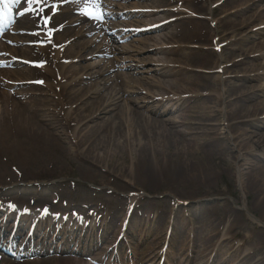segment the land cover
Instances as JSON below:
<instances>
[{"label": "bare ground", "instance_id": "6f19581e", "mask_svg": "<svg viewBox=\"0 0 264 264\" xmlns=\"http://www.w3.org/2000/svg\"><path fill=\"white\" fill-rule=\"evenodd\" d=\"M41 1L42 0H39L40 4ZM63 1L66 0L49 1L50 3L57 2V4L55 8L51 7V9L46 10L45 14L49 17L51 14L57 15L65 12L67 15L71 10H75L80 14L82 11V6H86L83 2L75 3L74 0H68V5L64 6L62 5ZM121 1L126 2L128 0ZM159 1L157 4H153L152 7H147L148 9H151L150 12L145 13L148 14L147 17L150 18L148 24L137 22V24L142 25L135 26V28L141 29L142 32L136 34L132 31V29L130 30V33H132L133 36L141 37L140 40H134V43L137 44L136 46L128 43L130 36L126 35V32H124L123 29L117 28L113 21L117 19V16L120 15L124 20L128 17H133V15H135L133 11L126 12L125 10L126 8H129L130 10L138 9L140 8L138 6H121V9H119L121 11L117 15L115 12L110 10L112 7L110 0H99L100 11L104 14L102 24L94 22L90 18L85 19L84 16L79 17L80 15L72 18L68 22L67 18H64L63 20L59 19L60 22L58 23L53 22L54 24L50 25V28H53V30L60 28V26L63 24L66 26L74 25L76 27L82 22H85L84 26H82L80 30L77 29L73 36L76 38L89 37L91 39H89V41H87L85 44L73 40L76 45L72 57L68 59L65 58L64 52L60 53L59 49L50 54L48 52V46L45 48V46H40V44H38V39L45 41H48V39H43V36L41 37L36 34V28H38L36 15H26L18 19V23L21 22V20L24 21L22 26L11 28L8 33L10 32L9 34H12L10 36H6V39H3L0 42V98L2 97V99L7 100L6 90L12 91V95L11 97L9 96V99L18 98L21 100V97H23V95L20 94L16 88L23 80L29 81L30 79H25L26 72L24 74L22 70L13 71L9 68L14 65H28L30 63H35L39 66V70L50 73L54 72L53 70H55V68H58L54 75L55 77L59 76L61 80L58 79L59 82L56 81L53 83V85L49 86L45 83L46 81L43 83V85H45L50 92V95H48L50 98L48 99L47 95H44L43 93L35 94L36 92H40L36 89L31 91L35 93H28V96L36 95L39 98H44L43 100H37L40 104L45 102L44 105H36L33 108V111L39 114L38 119H42L41 121H33L32 118L26 115L21 110L22 103L11 106L12 110L18 112H16L13 120H3L1 123L2 127L7 129L4 131L5 139H10L7 135L8 133L10 134L8 129L15 132L19 131L22 134L21 138L23 141L20 142L21 145H14L20 147L21 149H25L28 146L26 145L27 143L37 141L38 138H44L46 141H49L54 147H56L57 145H60V143L63 141L62 137L65 136L72 146L76 148L74 153L75 156L79 159L82 165H84L89 170L99 168V159L102 156L101 154L98 156L93 155L99 148H104L102 151H105L115 150L120 147L122 150L124 149L127 152H130L133 148L148 147L152 155L157 157L162 154L163 150H168L166 144L168 140H172L174 156L179 158L181 167L188 170L189 175H187L185 179H204L205 181H209L211 174L204 175L201 173V170L207 169L205 166L206 159L204 156L213 157L214 155V153L212 154L210 151V147L214 141H219V145L214 146V148L217 149L216 151H230L228 145L227 147L223 146V143L220 140L221 138L211 140L209 139L210 136L217 134V127H219L218 131L224 130L223 135L226 136L225 139H228V141H230L233 136V131L240 123L251 125L252 127L260 129V131L264 128V102L261 104H255L253 107H247L241 111H239L237 108V106L240 107L239 104L254 100L259 94L264 95V41L256 47H252L248 50L244 49L242 55L237 56L238 60H233L232 62V66L235 67L236 64H242L244 59L249 61L253 58H258L261 61L258 66H248L244 70L241 69L238 72H229L228 70H224L222 72L221 69L225 68V66H223V58L221 53L217 54L218 66L215 70L217 76L214 78L212 76V82L208 79L206 80L201 72L195 73L194 75L192 74L190 77H185L183 81L177 78V80H172L173 76L177 75L178 72L162 67L167 63H161V61H159L157 62V65H154L156 67H149L148 60L143 57H139V55L145 50H151L149 47V42L151 40L147 37H149L150 34L164 32L170 25V22L174 21L171 18L172 16H167L161 21L155 20L156 17L163 12H182L185 10L179 4L181 3V0ZM253 1L255 3V1L262 2L264 0ZM246 6H248V2L245 3V8ZM19 12H17V14ZM263 12L264 4L261 6V13ZM47 16L46 18H48ZM202 18L204 19L203 16ZM105 19L111 22H106ZM175 20H177V18H175ZM149 26H154L155 29L153 31L147 32V30L144 28ZM131 27L132 26H124V28ZM252 27L253 28L250 29L247 34L242 35L239 40L250 41L256 37L264 35V20L252 25ZM210 28L213 32V42H211L212 46L217 47L219 43V38L217 36L218 27L211 23ZM100 34L104 35L106 40L101 39L98 41L97 39L101 37ZM69 40L70 39H66V37L60 36L56 38V42L58 44L64 45L67 44ZM32 42H36V45H31L30 43ZM94 43L96 45L95 48L88 52L87 48L91 47ZM166 43L169 45L178 43L177 37H174L173 31L170 33L169 37H167ZM116 44H118V46ZM228 49L233 50L232 47H229ZM153 50L154 49L151 51ZM154 52L157 53L156 50ZM43 54L47 55L49 58L50 54V61L49 59H38L36 57L37 55H41V58L47 57ZM63 59H67L65 64L62 63ZM182 60H186V58L184 57ZM80 63L87 64L85 66H80ZM177 63L181 62H173V64L170 66L173 65L176 67L175 64ZM96 69L98 70L96 71ZM113 72H116V74L110 75ZM131 73H135L136 75H132ZM137 75H153L158 77L160 81L157 82L155 87L156 91L163 92L161 99L153 102L148 101V99L153 98L151 96V93H153L152 89H146L144 92V96H146L147 101H139L134 97L127 99V97L134 96L139 92L140 87H138L136 83ZM114 76H118V79H114ZM198 77H200V80H197ZM38 79L31 80L34 81ZM118 80H120V83L117 82ZM181 81L182 83L180 84ZM253 81L258 83V85L252 86L250 83ZM52 82L53 79L49 81L51 84ZM209 82H211L212 86ZM229 89L233 91V95L230 99H228L230 97ZM100 91H104L106 95L101 98L99 102L94 100L93 102L89 103V107L83 108L84 103L87 100H93ZM121 102L124 104L121 105ZM128 104L135 105L137 111L136 113H138L143 118L142 124L146 128L151 126L156 128L157 121L153 120L151 115L160 114L159 112L164 111L177 116L174 117L175 120L173 121H165L168 123L164 124L170 126L171 128L165 130L162 124V126L156 130L157 132L155 135L149 136L146 133L143 134L142 132L141 134L133 130L135 127L130 116L127 114L130 112L129 108L124 107ZM186 105L188 110H185L184 113H189L190 117L189 121L185 122L183 120L184 118L177 113ZM117 108H120L121 112L127 114L125 118L123 117L125 119L123 122V128H125V130L120 133L113 131L114 123H112L111 120L115 119L113 112H115ZM131 113L133 112L131 111L130 114ZM105 117L107 118L105 121L100 122V124H98L99 126H90L97 119H104ZM102 123L106 125L108 124L109 128H111L104 132L103 135H106L105 137L100 134L102 131V128L100 127ZM58 126L61 127L60 134H56ZM68 128H71L69 129L70 132H67ZM102 136L104 138L101 140ZM141 136L142 139L140 138ZM198 138L204 144L199 145L197 142ZM96 139L98 140L97 142H95ZM162 140L165 141L163 149L161 146ZM193 141L194 145L190 146V143ZM258 143L261 147L260 151L253 149V146H249L245 150V153L252 156L254 160H245V164L240 167H236L235 165L233 166L235 167L236 182L238 183V186H240L244 176L242 171L246 169L243 168L244 165H250V167L257 164L261 165L259 173L252 174L247 183L245 181V189L255 190L257 196H262L263 200L264 134H260ZM240 145L241 141H238V137L237 139L234 138V143L232 144L231 148L232 150H236L238 154L237 159H242ZM197 157L201 158V163L197 161ZM231 167L232 166L229 165L227 168ZM166 169H169V171H171L173 174L175 172L177 174L181 173L180 167H177L172 156H170L169 161H166ZM121 174L123 173L121 172ZM127 174L128 178L131 179L130 170H128ZM105 183L106 182H104V184ZM17 189L26 193L33 192L38 194H43L47 191L46 186L16 185L11 189L4 190L0 195L9 194L11 191H15ZM108 194L113 195L114 192H109ZM52 199L55 200V197ZM0 200H2L0 202V216L3 217L4 220H10L11 226L13 227L14 225L18 231H20L23 226L27 224L34 225L36 222L38 225L40 223H44L50 226L51 223H53L55 224V227L60 226L61 228H68L69 225L73 226V224L78 223L79 221L82 226L87 224L88 227L98 230L95 232H100L99 238L101 239L103 238L101 232L107 228L106 226L111 225L115 221V217L113 215H108L105 212H103L102 216H100L99 222H95V220L89 221V219L84 221L80 219L75 220L71 215H67L66 213L58 214L56 212L49 211L56 207L54 205L50 207L48 210V215L45 217L44 212L47 210L46 204L49 203L47 200H36L39 203L45 202V205L38 204L36 201L29 202V200L27 203L26 201L23 202L22 200H18L17 202L12 201L11 199L6 201H3V199ZM134 201L135 197L130 198V205H132ZM198 202L199 203L195 205V208L199 209H201V207L207 203L204 201ZM184 205L187 206L185 202L180 201L178 207L183 209ZM40 207L42 208L40 209ZM173 209L174 206L169 208L170 214H173ZM62 210L64 212L67 211L64 208H62ZM164 210L166 209L155 208L153 213L151 210H146L140 212L139 214L132 215V218L138 217L151 222L152 220H156L154 222L155 226L153 228H160V222L162 220L160 214H164ZM202 211L206 212L200 219L199 224L203 225L204 231L202 232L208 237V242L206 241V243L199 245L194 252H191L190 243L188 242L185 244V242L180 240V244L182 245L177 248V252H180L182 256L187 255L185 262H187L188 258H191L192 253L193 256L196 255L197 258H199V260H194V264H209L208 260L213 255V251H221L222 246L218 244V242L224 243L229 240L228 235H230V227L228 226L227 231L225 230V225H222V221L214 217L212 207L203 208ZM252 219H254V217H252ZM162 222L164 223L166 221L162 220ZM167 222L169 223L170 221ZM33 230L34 232H38V229L33 228ZM67 230H69V237L81 232V230L75 231L72 229V227H69ZM158 232L161 233V230L159 229ZM175 232H177V230ZM54 233H56V231ZM172 237H174L173 233ZM177 237H182V235H178ZM192 239L194 242H197L195 235L192 237ZM156 241L157 238L152 240V242L145 243L141 250H138L136 245L128 247L126 259L129 260L124 264H146L147 262L158 264L162 259H164L163 264H168L169 259H171L167 257L170 255L169 251L167 250L164 252L163 249H160L159 254L156 253V250L159 248V245ZM240 242L241 241H236L234 246L242 248L243 245ZM74 246H72V248H78L79 244H77L76 247ZM24 248L25 250L23 252H14L12 255L16 254L23 257L29 255L30 251H33L35 255H39L41 252H43L42 247L32 248L25 246ZM65 248L67 251L70 250L68 249L67 245ZM230 249L233 250V248ZM82 252L83 251L78 252L81 253L80 255H78V253H66V256L38 259L37 261L25 264H119L116 261V258L114 260L112 257L106 259L102 254H97L94 257H90V259H83L79 257L82 256ZM198 261H200V263H197ZM219 261H222V264H240L233 255L220 256ZM0 264L17 263L0 258ZM190 264H193V262H190Z\"/></svg>", "mask_w": 264, "mask_h": 264}, {"label": "rangeland", "instance_id": "374dc122", "mask_svg": "<svg viewBox=\"0 0 264 264\" xmlns=\"http://www.w3.org/2000/svg\"><path fill=\"white\" fill-rule=\"evenodd\" d=\"M158 1L159 0H128L127 2H122L119 0H113L112 3L113 6L152 7L153 4H157ZM246 2H248V6L245 8ZM259 3L261 2L255 1L254 3L253 0H181V3L179 4L185 9L184 11L163 12L155 19L161 21L167 16H172L171 18L174 20L170 22L167 29L160 33V35L157 34L158 36L154 35L148 37L151 40L149 42V47L151 50L156 49L157 54H155V52H150V50H145L139 55V57L147 59L149 67H156L154 65H157V62L159 61H161V63H167L162 67L178 72L177 75L173 76L172 80L179 79L182 81L185 77H190L192 74L194 75L195 73L201 72L206 80L208 79L212 82V76L213 78L217 76L215 71L218 66L217 54L221 53L223 66H225V68L221 69L222 72L224 70L238 72L241 69L244 70L248 66H258L261 63L258 58H253L249 61L244 59L242 64H236L235 67L232 66V62L235 57L242 55L244 49L248 50L252 47H256L264 41V36L256 37L250 41L239 40L242 35L247 34L250 29L253 28L252 25L264 20V14L260 12L261 6ZM128 10L129 8H126L125 11ZM77 15V11L71 10L67 15L66 13H63L60 16H52V22H58L59 19L63 20L64 18H67L68 22L72 18L77 17ZM147 15L148 14H135L128 20L115 19L113 22L117 28L122 27V25L125 24L132 25V28H134V26L142 25L137 24V22L149 23L150 18H148ZM40 17L41 16L39 15L37 17L38 27H41ZM175 18H177V20H175ZM23 22L24 21L18 23L17 26H22L21 24ZM107 22L109 21L107 20ZM211 23L218 27L217 36L219 38V47L212 46L213 32L210 28ZM82 26L83 24L77 25L76 27L74 25H65L60 31V28H58L54 33H58L56 37H66V39L72 40L76 38L73 34L77 29L80 30ZM172 31L174 37H177L178 43L169 45L166 43V40ZM37 32L39 36H42L43 30L41 31V29H37ZM54 33H51L49 36H44L53 38ZM101 39L106 40L104 36L99 37L97 40L100 41ZM140 39L141 37H129L128 43L136 46L137 44L134 43V40ZM76 41L85 44L89 39L82 37L78 38ZM48 42L46 41L41 44L50 46L53 43V49L59 47L53 39L51 40V43ZM116 45L118 46V44ZM66 46L67 49L64 52V55L65 58H70L72 57L75 43H68ZM95 46L94 43L91 47H88V52L93 50ZM229 47H232L233 50H229ZM49 53L52 54L51 51H49ZM36 57L38 59H49V61L51 58L48 56L41 58V55H37ZM184 57L186 60H182ZM107 58L110 59L109 57ZM173 62L181 63L175 64L176 67L173 65L170 66ZM86 64L87 63H81V66ZM20 70H22L24 74L26 72L25 79H30L29 81L23 80L16 88L17 91L23 95V97H21L22 99H9V96L11 97L12 95L11 90H6L7 100L2 99V97L0 98V194L2 191L11 189L16 185L46 186L47 191L43 194L32 192L22 193V191H19L18 189L9 193L7 196L5 194L0 195L1 199L9 197L15 201H26V203L31 198L32 200H29V202L47 200L49 202V205L46 204L48 205L47 207L53 204L56 206L50 211L67 213V215L77 216L75 218L81 219H93L99 221L103 212L108 215H113L115 221L111 225L106 226L107 228L101 232L103 240L98 244L97 250L90 252L89 254H91L90 257L95 256L96 254H102L107 259L109 257V255L107 256L108 252L110 253V251L119 250L118 252L122 254L119 257L120 260L125 256L124 254L127 252L126 246L128 245V247H131L134 244L137 246L138 250H141L145 243L152 242V240L157 238L156 242L158 243L159 248L156 250V253L158 254L160 249L166 251L169 246L165 241L164 235L167 232V229H170L171 226L161 228L164 235L158 233L153 236V239L150 236L156 234L160 228L151 227L148 237L140 236L134 242L133 237L140 234H146L145 232L148 229L141 227L142 225L138 222V218L134 219L132 223L129 222V218L131 216L132 219L133 214H139L142 211L152 210L154 208L169 209L175 206L174 215L180 216L183 214V209L178 208L177 206L180 201H182L187 204V206L184 205V208L189 211L187 214H183L184 224L189 225L190 223H197L198 220L204 216L206 211L203 212V208L212 207V212L216 219H220L223 222L228 221L230 227L229 239L232 240L229 245L233 247L237 240H241L243 244L250 245L252 248L256 249L253 255V260L251 262H244V260L242 261V264H264V199L262 200V196L258 197L255 190L245 189V181L247 183L252 174H258L261 165L257 164L251 167L250 165H244L243 168L246 169L242 171L244 176L240 186H238V183L236 182L235 167L233 166L240 167L245 164V160H254L252 156L245 153V150L249 146H253V149H256L257 151L261 150L258 139L260 134H264V128L260 131V129L252 127L251 125L240 123L233 131L232 138L228 141V139H225L226 136L223 135L224 130L218 131L219 127H217V134L210 136L209 139L221 138L220 140L222 141L223 146L227 147L228 145L230 151H216L217 149H215L214 146L219 145V141H214L210 147V151L212 154L214 153V155L213 157L204 156L207 169L201 170V173L204 175L211 174L209 181H205L204 179H185L189 173L187 169L181 167L179 158L174 156L172 140H168L166 144L168 150H163L162 154L157 157L152 155L148 147L133 148L130 152H127L124 149L122 150L120 147L115 150L105 151H102L104 148H99L93 154L95 156L101 154L102 156L100 159L98 158L100 161L98 165L99 168L89 170L82 165L79 159L75 156L74 153L76 148L72 146L65 136L62 137L63 141L60 145H57L56 147L44 138H38L37 141L27 143L26 145L28 146L25 149H21L14 145H21L20 142L23 141L21 138L22 134L19 131L15 132L8 129L10 134L8 133L7 135L10 139H5L4 131L7 129H4L1 123L3 120H13L16 112H18L11 109L12 105H19L22 103L21 110L32 118L33 121L38 122L42 120L38 119L39 114L35 113L33 108L36 105H44L45 102L40 104L39 101H37L40 99L43 100L44 98H39L36 95L28 96V93H35L31 91L36 89L40 92H36L35 94L43 93L44 95H47L48 99L50 98L48 96L50 95V92L47 87L39 88L40 86H33L32 83L34 81L31 79H44L48 86L53 85L56 81L59 82L58 79L61 80L59 76L55 77L54 75L58 68H55V70H53L54 72L50 73L47 71L44 72L43 70H40L39 72V70L33 65H16L14 67V71ZM97 70L98 69H96V71ZM115 74L116 72H113L110 75ZM131 74L136 75L135 73ZM115 78L118 79V76H114V79ZM51 79H53L52 84L49 83ZM197 80H200V77H198ZM158 81H160V79L156 76L149 77L146 75H137L136 83L137 86L140 87L139 92L134 96L127 97V99L134 97L139 101H147L146 96H144L146 89L153 90V93H151L153 98H151L152 100L148 99V101L153 102L156 101L154 99H161L163 92L156 91L155 87ZM117 82L120 83V80ZM211 82H209L210 85ZM250 84L252 86L258 85L255 81ZM229 95L230 97L228 99L233 95L231 89H229ZM104 96L105 92L100 91L93 100H87L84 103L83 108L89 107V103L94 100L99 102ZM262 102H264V95L259 94L254 100L239 104L240 107L237 106V108L241 111L247 107H253L255 104H261ZM122 104L124 103L121 102V105ZM124 107H128L129 111L133 112L131 114L130 112L127 113L135 127L133 130L141 134L142 132L143 134L146 133L149 136L155 135L157 132L156 130L162 126V124L165 130L171 128L164 123H168L165 122L168 120H175L174 117L177 116L164 111L159 112L160 114L151 115V118L157 121L156 128H154V126L146 128L142 124L143 118L136 113L135 105L128 104ZM184 108L187 109V105ZM127 114L121 112L120 108H117L115 112H113L115 119L111 120L112 123H114V132L120 133L125 130V128H123V122L125 121L124 118ZM106 118L107 117L104 119H97L94 121L95 124L92 123L90 126H97L100 122L105 121ZM100 127L102 128V131L100 132L102 135L105 131L111 129L108 124L106 125L104 123H102ZM60 128L61 127L58 126L56 134H60ZM69 129L71 128H68L67 132H70ZM103 136L101 137V140L106 135ZM237 137L238 141H241L240 153L242 159H237L238 154L236 150H232L231 148L234 143V138L237 139ZM140 138L142 139V136ZM97 141L98 140L96 139L95 142ZM197 142L199 145L204 144L199 138L197 139ZM164 145L165 141L162 140V149L164 148ZM193 145L194 141L190 143V146ZM170 156L173 157L177 167H180V174H177L176 172L173 174L169 169H166V161L170 160ZM197 161L200 162L201 158L197 157ZM229 165L232 167L227 168ZM128 170L131 171V179L128 178ZM121 172L123 174H121ZM104 182L106 183L104 184ZM109 192H114V194L109 195ZM52 197H55L53 204ZM132 197H135V201L130 206V198ZM198 201H204L207 203L201 207V209L195 208V205L199 203ZM37 203L45 205V202ZM63 206H67L66 212L59 209V207L64 208ZM164 216L166 217L167 214H164ZM252 217L256 220L252 219ZM76 225L78 224H75L74 226ZM196 226L202 227L201 224H197ZM122 228L123 233L126 229H128V231L125 232V234H121L120 232ZM83 232V237L84 234H87V238L84 237L83 239L88 241L89 233L91 231ZM122 238L125 242L122 241ZM227 245L225 244V248L219 253L224 252L231 254L226 250ZM169 253L170 255H168V257L171 259H169L168 264H178L176 260L179 259L180 261L181 256H178V259H176V252L171 251ZM115 254L116 253H113V255ZM233 256L238 260H242L239 251L235 252ZM81 258L88 259L89 257L86 255ZM33 260H35V258L14 260V262L17 264H24V262L30 263ZM188 262L190 263V259ZM150 263L151 262H147L146 264ZM160 264H162V261ZM210 264L218 263L216 259H213L210 261Z\"/></svg>", "mask_w": 264, "mask_h": 264}, {"label": "snow or ice", "instance_id": "6c2138e0", "mask_svg": "<svg viewBox=\"0 0 264 264\" xmlns=\"http://www.w3.org/2000/svg\"><path fill=\"white\" fill-rule=\"evenodd\" d=\"M11 2H15V0H11ZM28 2L31 3H38L39 0H28ZM76 2H79V0H76ZM9 0H0V4L4 6L6 9L8 7ZM92 7L90 9H86L82 15L88 16L90 19L97 20L98 22L103 21L104 14L100 11L99 7V0H91ZM53 8L56 6L53 5ZM55 14V13H54ZM45 214H47V211L45 210Z\"/></svg>", "mask_w": 264, "mask_h": 264}]
</instances>
